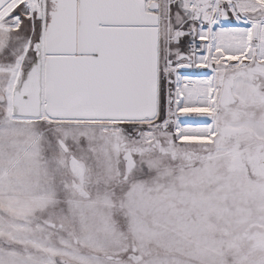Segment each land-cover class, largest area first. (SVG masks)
I'll return each mask as SVG.
<instances>
[{
	"label": "snow or ice",
	"instance_id": "1",
	"mask_svg": "<svg viewBox=\"0 0 264 264\" xmlns=\"http://www.w3.org/2000/svg\"><path fill=\"white\" fill-rule=\"evenodd\" d=\"M0 264H264V0H0Z\"/></svg>",
	"mask_w": 264,
	"mask_h": 264
}]
</instances>
